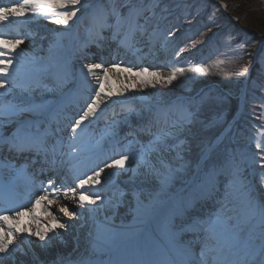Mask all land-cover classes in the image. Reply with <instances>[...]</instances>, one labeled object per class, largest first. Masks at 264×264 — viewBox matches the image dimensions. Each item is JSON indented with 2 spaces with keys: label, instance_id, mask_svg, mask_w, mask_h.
<instances>
[{
  "label": "snow or ice",
  "instance_id": "snow-or-ice-1",
  "mask_svg": "<svg viewBox=\"0 0 264 264\" xmlns=\"http://www.w3.org/2000/svg\"><path fill=\"white\" fill-rule=\"evenodd\" d=\"M109 4L107 8L100 5L93 15L97 35L106 29H113V38H116L123 30L120 44L131 48L136 33L146 31L145 25L150 18L146 13L153 12V0H123L120 7L116 6V0H109ZM86 6H91L88 0H12L10 6H0V25L21 18L43 17L55 25L68 27L70 22L78 19V13ZM121 8L127 11L122 12ZM142 18L145 24L140 23ZM29 35L8 38L0 34V97L11 95V88L27 92L29 96L37 87L53 90L39 79L20 82L21 77H27L32 71L47 73L50 67L56 66L54 61L36 66L38 58L32 56V67H29V61L24 59V50L20 48ZM100 38L103 39L102 36ZM197 43L200 41L194 42L193 47ZM243 46L239 45L241 48ZM53 47L50 43L49 51ZM111 71L135 76L142 86L154 87L156 84L171 85L185 71L203 73L206 69L174 66L164 76L157 71H150L148 67L134 70L133 66L120 64L108 67L102 63L83 64L80 69L82 83L91 85L94 81L95 86L91 88L90 95L84 97V104L77 113L78 118L69 122L70 152L66 154L61 151L64 145L59 136L61 130L59 127L53 129V124H59L62 108L50 110L47 101L36 104L27 100L17 102L15 97L11 100L0 99V153L6 148L12 154L11 159L0 158V177L8 169L16 174L11 183L23 180L27 186L25 201L12 203L6 199V206L0 207V264L20 250L18 240L23 241L31 236L37 237L39 241H47L50 239L48 233L59 235L56 228H66V223L60 222L61 217L50 210L51 206L57 205L58 213L69 218L76 216L77 212L70 210L67 205L59 204L61 196L71 200L79 209H85V205L95 206L90 211L99 213L105 208L118 207L124 202L125 195H130L134 202L130 208L134 225H122L121 229H117L111 226L112 216L105 215L102 220L93 217L87 255L82 253L75 260L69 258L66 262L61 260L59 264H99L93 260L94 255L135 249L141 231L151 235L153 222L156 233L160 234L161 222L154 204L160 202L162 196L168 197L172 203V210L164 217L162 224L167 249L173 253L167 257L166 264H264V199L258 198L254 189L245 182L235 155L212 156L211 148L193 150L192 130L198 121L199 105L203 103V98L178 97L170 103L161 98L155 104L145 105L147 124L141 126L140 130L145 132L148 139L143 142L129 141V144H138V149L121 151L119 158H112L111 162L94 168L91 175L75 168L74 186L68 185L65 177L59 185L54 179H49L47 186L39 181L38 187H33L37 182L28 174V168L30 164L36 163L35 157H43L44 163H49L48 158L51 157V164L55 165L58 154L70 157L80 154L85 150L80 146L81 138L93 119L99 118L98 109H101V105L107 107L106 101L111 100L114 94L126 98L128 85H123L125 91L117 92L112 87ZM247 72L248 67L244 66L239 75L245 76ZM68 75L70 73L60 67L57 73H53V78L59 84ZM261 103L264 104V101ZM128 111L140 115L134 108L129 107ZM26 114L31 118L22 119ZM5 124L16 125L7 136L2 132ZM255 148L264 153V144L257 142ZM26 153L34 154L33 158L29 161L25 157V162L17 167L15 159ZM260 159L261 167L264 168V156ZM105 169L114 171L105 173ZM43 171L46 169L42 168ZM113 175H127L125 183L130 186V192L118 189L112 197H108L96 187L102 184V180L103 184L111 185ZM261 183L264 186V178ZM36 191L42 194L37 195ZM145 193L147 202L141 199ZM41 206L47 225H41L37 215V209ZM26 216L30 217V223L35 222V229L21 226V218ZM23 233L27 236L21 235ZM145 256L151 257V251H146ZM141 264H157V261L145 259Z\"/></svg>",
  "mask_w": 264,
  "mask_h": 264
},
{
  "label": "rangeland",
  "instance_id": "rangeland-1",
  "mask_svg": "<svg viewBox=\"0 0 264 264\" xmlns=\"http://www.w3.org/2000/svg\"><path fill=\"white\" fill-rule=\"evenodd\" d=\"M5 1L7 0H0V6H8ZM88 3L91 6H86L84 9H90L89 16L83 14V18L70 22L68 27L63 25L42 27L29 23L15 30L10 29V33L0 32L8 38H23L30 33L22 45H29L34 52L30 53L25 47L21 48L25 53L24 59L29 61V67H32L30 57L37 54L38 58L44 59H37L36 66L55 62L56 66L50 67L47 73L32 71L25 78H39L46 85L56 84V87H66L68 91L65 96L58 98L46 95L27 101L36 104L47 101L50 110L63 109L59 121L64 115L67 120L60 121L58 126L53 124V129L60 128L59 136L63 139L64 145L68 143V137L71 135L69 122L73 118H78L77 113L84 104V97L91 93V88L86 87L80 79V69L83 64L102 63L105 67L120 64L133 66L134 70L148 67L150 71L164 73L165 76L174 66L186 69L202 67L206 69L205 72L185 71L183 75H178L171 85L156 84L154 87L152 85L144 87L140 84L142 94L147 98L146 102L131 108L136 111L142 110L145 105L155 104L161 98L169 103L178 97L195 100L203 98V103L199 105L198 121L192 130L193 150L211 148L212 156L229 153L235 155L243 171L245 182L254 189L258 198L264 199V186L261 183L264 178V168L261 167L260 159L264 153L258 152L255 148L257 142L264 144V104L261 103L264 101V0H228L227 9L213 0H153V12L146 13L150 18L145 27L148 31L154 26L157 34L149 54L142 56L140 60L131 55L130 48L123 51L116 45L120 39L118 36L111 41L113 43L111 47L104 48L103 54L99 52L98 47L101 46L95 39L97 34L95 35L93 26V15L100 5L107 8L110 4L109 0H88ZM122 3L123 0H116L117 7ZM121 11L126 12L127 9L121 8ZM44 20L51 23L48 19L44 18ZM140 23L145 24V20L142 18ZM103 33L111 35L108 36V40L113 38V29H106ZM121 34L123 35V30ZM138 34L139 32L136 33ZM88 39L95 41L98 47H88L85 42ZM138 40L139 38L135 36L133 44ZM196 41L200 43L193 47ZM50 43L54 45L52 48L54 51L49 53ZM241 44L244 45L242 48L239 47ZM159 48H164L166 53L161 64L152 67L149 55L153 56ZM185 54L188 55L181 58ZM249 60L252 61L251 64L248 63ZM244 66L248 67V72L245 76H240L239 73ZM60 67L65 68L70 75L57 84L53 73H57ZM112 86L117 87V82L112 81ZM38 88L41 87L35 89ZM13 98L14 96H8L1 99ZM15 99L17 102L24 100ZM128 108L126 113H130ZM98 113L99 118L93 120L81 138L80 146L85 150L70 161L76 168L87 171L88 175L92 174L94 168L102 167L105 162H111L112 158H119L121 151L138 149V144H129V141L143 142L148 139L145 132L134 131L129 126L115 129L112 120L114 115L109 114L107 110L100 109ZM25 116L31 118L27 114ZM146 124L145 116L141 126ZM115 186L122 188L121 181L117 179ZM128 199L131 198L124 199V202H131ZM159 200L160 202L154 204V208L161 222L160 234L156 233L153 222L151 235L146 231H141L139 234L137 248L126 252L114 250L100 253L95 255V260L99 264H112L115 257L113 254L117 253L120 257L126 256L129 264H132L131 261L137 256L143 261L154 259L157 264H166L167 246L162 224L164 217L172 210V203L168 197L162 196ZM117 209L120 210L121 207ZM72 210H75V207H72ZM54 214H58L63 223L67 221L62 213L54 211ZM122 220L120 224L115 223L111 226L121 229L122 225L129 226L135 223L133 214L123 216ZM87 222L93 223L91 215ZM92 230L91 225L87 231L82 232L74 226V235L77 238H72L71 235L58 229L59 235L52 241L48 253L56 255L57 242H68L70 248L78 244L82 245V240L89 239ZM149 250L151 257L145 256V252ZM71 256L72 260L77 259L76 255Z\"/></svg>",
  "mask_w": 264,
  "mask_h": 264
},
{
  "label": "bare ground",
  "instance_id": "bare-ground-1",
  "mask_svg": "<svg viewBox=\"0 0 264 264\" xmlns=\"http://www.w3.org/2000/svg\"><path fill=\"white\" fill-rule=\"evenodd\" d=\"M216 1L220 4H222L223 6L228 7V0H213ZM4 3H8V6L11 5L12 0H7ZM83 14L87 17L90 14V9H83L81 13H78V19H75L74 21H78L79 19L83 18ZM84 16V17H85ZM29 23H33V24H38L42 27H55V26H60V25H55L53 23H49L46 22L44 20L43 17H27V18H21L19 21H12L9 24L6 25H0V32H7L10 33V29L15 30L18 28H21L23 26H26ZM245 29H252L254 27H244ZM98 29L95 28V35L97 34ZM104 31H102L100 33V35L97 37L95 35V39L96 42L98 41L101 47L96 46V42L95 41H90V39L86 40V44L88 47H98L99 52H103L105 51L104 48L105 47H111L113 45V43L111 41H114L116 38H112L110 40L109 37L111 35H107L106 33H103ZM157 34V30L155 29V27H151L148 31H144L143 33L139 32L138 35H136L139 40L138 42L133 44V49L130 48V53H132L131 55L136 56L137 60H140V58L146 54H149L150 52V48L152 47V44L155 41V37ZM100 36L103 37V39L100 38ZM109 36V37H108ZM120 39H118L116 45L119 46L120 48H122L121 50L125 51L127 49V47L121 46L120 44V40L123 39V35L121 34V36H118ZM112 43V44H111ZM98 44V45H99ZM25 47V49L27 50V52H34L33 48H31L29 45L28 46H23L21 45L20 48ZM100 48V49H99ZM19 51V50H18ZM54 50L51 49L50 52H53ZM165 49L164 48H159L157 49V51H155V53L152 55H149L150 58V62H151V66L153 67H157L161 64L162 60H163V56L165 55ZM129 54V53H128ZM188 54L182 55L181 58L186 57ZM37 55H35L36 58ZM130 57V56H129ZM39 59V58H38ZM161 75H164V73H160ZM110 77H111V81L113 82H117V87L112 86L114 89H116L117 92H122L125 91L123 85H128L129 90L125 93V97H121L119 95H115L111 98V100L106 101L107 107H105L103 104L101 105V109H105L109 112V114H113V118L112 120L114 121V128L115 129H120L122 127H130L132 128L134 131H140L141 133L143 131L140 130L142 123H144L145 120V116L146 114L144 113V109L142 110H137V112L140 113V115L138 116L136 114V112H132V113H126V109L128 107H135L138 105H142V103L146 102L147 98H142V97H146L142 94L141 88H140V83L138 82L137 77L135 76H129L128 74H121V73H117L115 71H111L109 73ZM39 79V78H37ZM29 80V78H25V77H21L20 82L21 83H27ZM89 80H91V77H89ZM55 83V82H54ZM56 84H50L48 85L49 88L53 89L52 91H47L45 90L43 87L38 88V89H34L31 91V95L29 96V93L24 92L22 93L20 91V89L18 88H11V85H8L7 87L11 88V97H15V98H19V99H24V100H30V99H34V98H41L43 96L46 95H52V96H56L58 98L65 96V93L68 91V88L64 87H56ZM95 86L94 81L92 82L91 85H86V87L88 88H92ZM108 87V85H106V88ZM133 93H135V95H133ZM87 95H90L87 94ZM8 97V96H6ZM4 98V97H0ZM121 98V99H120ZM100 110V109H98ZM28 117L24 116L22 117V119H27ZM67 120L66 115L62 116L60 121L65 122ZM94 120V119H93ZM59 121V122H60ZM16 127L15 124H5L4 127L2 128V132L5 136H7L14 128ZM6 149V148H5ZM70 149L68 148V143L65 145V150L63 153H69ZM74 157H70L68 155H62L61 160L59 162V165L57 167V174L55 173L54 176V180L56 181V184L59 185L60 183L63 182L64 178H67V184L68 185H72L73 184V175H74V169L76 168V166H74L72 163H70V161L73 159ZM133 167H135V165H133ZM114 170L112 169H105V173H112ZM118 171H122V170H118ZM104 176V174H102V177ZM120 180L122 183V188H117L115 186L116 181ZM128 176L127 175H113L112 176V184L111 185H107V184H103V180H102V184L101 185H97L96 187L98 189H101L102 192H104L108 197H112L113 193L116 192L118 189H123L126 193L130 192V186L128 184H126L125 182L127 181ZM20 183V187L22 188V190L24 191V193H26V189L27 186L25 185V182L23 180H19ZM47 185V184H46ZM35 194H42L39 191H36ZM146 193L144 195H142L141 199H144L145 202H147L146 199ZM26 196V195H25ZM128 195H125V197L123 198H131V196L129 195V197H127ZM131 202H123L120 203V205L118 207H121V209H110V208H105L104 210H102L99 213H92L90 211L91 208L95 207V206H91V205H85V209H79L77 207L76 204L72 203L71 200H67L64 199L63 196L60 197L59 199V204H64L67 205L69 207L70 210H72V207H75V210L77 212L76 216H73L71 218L69 217H63V218H67V221H65L64 223H66V228L65 229H61L63 232H65L66 234H69L72 236V238H75L76 236L74 235V226L75 228L77 227L79 229V231H87L88 227H92L93 229V223H89L87 221H89V216L91 215L92 217H95L97 220H102L104 218L105 215L108 216H112V224H120L123 220V216L127 217L130 214H133L130 211V208L134 206V202L131 199H128ZM126 204V205H125ZM125 205V206H124ZM27 206H31L30 203H28ZM53 213L54 211H58V206L57 205H52L51 209H50ZM37 215L40 217V221H41V225H47V221L46 218L44 216V208L43 206L39 207L37 209ZM92 219V218H91ZM90 219V221H91ZM61 223H63L62 221H60ZM89 225V226H88ZM21 226H28L30 229H35V227L37 226L35 224V222H31L30 223V217L26 216V217H22L21 218ZM51 226V225H48ZM59 228H56V232L58 231ZM60 230V229H59ZM93 231V230H92ZM23 236H27L26 233L21 234ZM58 235H55L54 233L50 232L48 233V237L50 239H48L47 241H39V239L37 237H31V236H27V239L20 241L18 240L17 243H19L20 245V250L14 252L12 254V258L10 259H4L2 264H59V262L61 260L63 261H67L69 258L71 259V255H76L77 257H79L82 253L84 255H87L86 249L88 247V240L87 238H85L84 240H82V245H77V246H73V248L68 247V242H62L56 243V246L58 247V249L56 250V255H51L50 253H48V249L51 248L50 246H52V241L55 239ZM77 238V237H76ZM73 245V244H72ZM71 245V246H72ZM166 250V256L167 257H171L173 255V253L168 250L167 248H165ZM115 257L113 258L112 264H129L126 256L120 257L117 253L113 254ZM140 256H137L136 259H133L131 261L132 264H141V262L143 260L140 259ZM140 259V260H139ZM93 260H95V255L93 256ZM127 261V262H126Z\"/></svg>",
  "mask_w": 264,
  "mask_h": 264
}]
</instances>
